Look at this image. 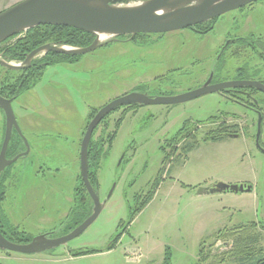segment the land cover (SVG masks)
<instances>
[{"label":"rangeland","instance_id":"374dc122","mask_svg":"<svg viewBox=\"0 0 264 264\" xmlns=\"http://www.w3.org/2000/svg\"><path fill=\"white\" fill-rule=\"evenodd\" d=\"M21 1L0 0V12ZM139 1L146 0L116 5ZM28 32L0 42V60L23 62L8 51ZM142 34L105 39L76 62L44 67L35 77L0 66V89L8 96L21 91L12 100L21 132L30 121L44 123L40 143L29 142L34 164L20 157L2 171L0 219L10 233L61 237L74 229L67 228L74 208L85 205L91 215L93 201L81 186L80 139L110 101L134 91L179 95L210 77L213 83L264 80V0L200 26ZM15 83L25 84L17 94ZM242 90L108 114L94 134L103 155L91 165L102 209L79 236L46 254L86 251L55 264H248L263 256L264 150L256 134L260 113L264 148V93ZM5 128L0 109V143ZM225 178L245 181L240 184L251 192L200 193ZM45 259L0 248V264H53Z\"/></svg>","mask_w":264,"mask_h":264},{"label":"water","instance_id":"95a60500","mask_svg":"<svg viewBox=\"0 0 264 264\" xmlns=\"http://www.w3.org/2000/svg\"><path fill=\"white\" fill-rule=\"evenodd\" d=\"M124 0H23L0 12V42L21 31L39 25H58L76 28L96 35L91 45L81 48L66 49L64 46L45 44L37 47L20 64L0 60V64L10 69H22L30 66L31 61L40 53L56 52L65 55H84L95 51L104 45L100 35L110 38L118 36H135L141 33H167L194 27L216 19L225 13L241 9L256 0H146L135 6H120L117 2ZM114 38V39H115ZM250 87L264 93V82L260 80L239 79L212 83L210 77L204 85L188 92L174 96L150 97L142 92H131L120 96L101 107L88 123L80 149L81 178L87 189L94 207L82 223L61 237L37 235L28 243H17L9 240L0 230V248L20 254H34L55 249L69 240L79 236L98 217L102 204L97 191L89 179V145L94 131L103 119L112 111L131 105H175L190 101L200 96L222 92L226 89ZM0 109L6 120L5 135L0 150V174L2 171L25 156L29 151V143L24 139L27 151L7 159L6 152L13 130L22 137L12 100L0 95ZM262 117L259 113L256 144L259 143ZM251 186L245 184L216 183L213 187L203 188L200 193H219L231 191L234 193L249 192Z\"/></svg>","mask_w":264,"mask_h":264},{"label":"trees","instance_id":"16d2710c","mask_svg":"<svg viewBox=\"0 0 264 264\" xmlns=\"http://www.w3.org/2000/svg\"><path fill=\"white\" fill-rule=\"evenodd\" d=\"M200 25L201 24H199L197 26H200ZM29 30H30V33L28 32V34L22 40L18 41L16 44H14L12 47L9 48L8 54H10V58L17 59L19 61H24L27 54H29L31 51H33L37 47L45 45V44H52V45L53 44H55V45L70 44L72 46H76L79 48L87 47V46L92 44L93 39H94V34H92V33H88V32H85V31H82V30H79L76 28H72V27H67V26L39 25V26L33 27ZM141 35H143V34L141 33V34H137L135 36L140 37ZM8 39H9V37L2 40V41H6ZM239 40H242V39H239ZM228 47H229V45L224 48V52L222 51V54L228 50ZM1 50L2 49H0V51ZM80 57H81V55H65V54H60V53H56V52H48L44 59H41L38 61V60H35V58H34L31 61L30 66H26L25 68H22V69H10V68H7L3 65H0V66L4 67L5 70H7V71H9V70L10 71H20L23 73H28V75L31 76L33 74H37L38 71L39 72L42 71L44 69V67L54 65L57 63H62V62L73 63V62H76L77 60H79ZM35 76L36 75H33V77H35ZM260 81L264 82V80H260ZM18 85H19L18 83L12 84L13 87L17 88V90L16 89L14 90L15 94H17V92L20 91V87H23L25 84L20 86V87H18ZM244 88H247L250 90H255V88H250V87H244ZM20 92H19V94H20ZM0 95H2L3 97H5L7 99H10V100H14L15 98L18 97V95H13V96L9 95L8 96L1 89H0ZM105 118L103 119V121L105 120ZM98 127L96 128V130L98 129ZM96 130L94 131V134H95ZM94 134L92 136V139H91L90 145H89V179H90V182L92 183L93 186H94V177H93V172L91 171V165L93 164V161L99 160V158H101L103 155V146L102 145L99 146L98 142L94 141ZM4 135H5V129L3 132L2 143H3ZM109 142L111 144L112 141H110V139H109ZM2 143H0V150L2 147ZM21 144H23L21 135L18 132L14 131L12 134L9 146L7 148L6 156L12 157V156H15L16 154H18L22 150V148H20V150L18 148L19 145H21ZM190 147H192V146L189 145V148ZM6 169H8V168H6ZM2 173L0 174V178H1ZM157 185H158V183H156L155 186H157ZM81 186H82L83 190L85 191V193H87L86 195H89L83 181H82ZM84 206L85 205H81L79 208L76 207L73 209L72 214H71V218H70L69 223L67 225V228H70V229L75 228L76 226H78L80 223H82L89 216L90 213L89 214L85 213ZM6 229H8V223L5 221H1V219H0V230L6 238H8L9 240H11L13 242H17V243H27V242H30V240H31L30 235L17 234L14 230H12L10 233ZM85 253H86V251H77L73 254H74V256H79V255H83ZM200 254H202V253H200ZM198 264H200V262ZM248 264H264V255L253 260V261H250Z\"/></svg>","mask_w":264,"mask_h":264},{"label":"crops","instance_id":"0c3cea01","mask_svg":"<svg viewBox=\"0 0 264 264\" xmlns=\"http://www.w3.org/2000/svg\"><path fill=\"white\" fill-rule=\"evenodd\" d=\"M43 124L44 123L40 122V121H36V122H33V123H32V121H30L28 129H25V128L22 129V131L25 134V136L29 139V142L31 143V145H34V143H37V142L40 143V141H41L40 137H41L42 133H44V132L41 131L42 128L44 127ZM80 141L82 142L81 139H80ZM80 149H81V147H80ZM79 153H80V150H79ZM79 159H80V155H79ZM80 174H81V172H80ZM225 179H227V180H225L227 184H231V183L232 184L245 183V181L240 180L239 178H225ZM249 192H251V191H249ZM52 250L54 251L56 249H52ZM52 250L44 251L45 253L44 252H40V253L46 255V259H45L46 261H48L50 263H53V264H55V263H63V262H68V261H74V259H73L74 256L71 255L70 253H68L69 250L68 251L65 250V252L61 251L60 253H55L53 255L52 254H49V255L46 254V253H48L49 251H52ZM66 251H67V253H66ZM74 258H76V257H74Z\"/></svg>","mask_w":264,"mask_h":264},{"label":"flooded vegetation","instance_id":"af4514ba","mask_svg":"<svg viewBox=\"0 0 264 264\" xmlns=\"http://www.w3.org/2000/svg\"><path fill=\"white\" fill-rule=\"evenodd\" d=\"M212 83H213V80H212ZM243 88H237V89H226V90H224V91H222V92H225V91H230L231 93H233V94H238V93H242L243 92V90H242ZM221 92V93H222ZM234 92H236V93H234ZM13 102V101H12ZM15 130H13V132H14ZM16 132V131H15ZM22 133H23V131H22ZM23 136L24 137H22L21 136V138H22V143H23V145H24V150L22 151H20L18 154H20V153H22V152H25V151H27V146H26V144H25V142H24V139L23 138H25L27 141H28V143H29V140H28V138L25 136V134L23 133ZM29 147H30V143H29ZM18 154H16V155H18ZM31 147L29 148V151H28V153L25 155V156H23V158H25L26 157V159L27 160H29V159H31V158H29L30 156H31ZM15 155V156H16ZM15 156H12L11 158H7V159H13ZM7 157V156H6ZM29 158V159H28ZM46 158V157H45ZM20 159V158H19ZM44 163H45V161H43ZM15 164V162L14 163H12L11 165H9L8 167H6V168H10V167H13V165ZM34 164V159H31L30 161H29V167L31 166V165H33ZM40 165H42V164H40Z\"/></svg>","mask_w":264,"mask_h":264},{"label":"bare ground","instance_id":"6f19581e","mask_svg":"<svg viewBox=\"0 0 264 264\" xmlns=\"http://www.w3.org/2000/svg\"><path fill=\"white\" fill-rule=\"evenodd\" d=\"M140 2V1H139ZM139 4V3H138ZM135 5H137V4H133V5H127V6H135ZM108 38H110L109 36H106V35H100V37H99V39H100V41H103V40H107ZM64 48H66V49H72V47H65L64 46Z\"/></svg>","mask_w":264,"mask_h":264}]
</instances>
